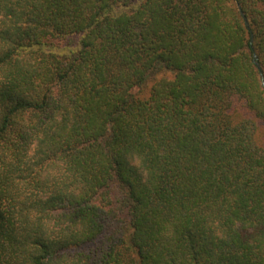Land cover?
<instances>
[{"label": "trees", "instance_id": "1", "mask_svg": "<svg viewBox=\"0 0 264 264\" xmlns=\"http://www.w3.org/2000/svg\"><path fill=\"white\" fill-rule=\"evenodd\" d=\"M254 51L264 0H0V264H264Z\"/></svg>", "mask_w": 264, "mask_h": 264}, {"label": "water", "instance_id": "2", "mask_svg": "<svg viewBox=\"0 0 264 264\" xmlns=\"http://www.w3.org/2000/svg\"><path fill=\"white\" fill-rule=\"evenodd\" d=\"M241 12L243 13V11L241 10ZM243 16H244V19H245V23L247 26H249V21L246 17V15L243 13ZM253 57H254V60H255V63L258 65V67L260 68V62H259V59H258V56L256 54V52L254 51L253 53ZM260 73H261V76H262V79H263V84H264V76H263V73H262V70L260 68Z\"/></svg>", "mask_w": 264, "mask_h": 264}]
</instances>
